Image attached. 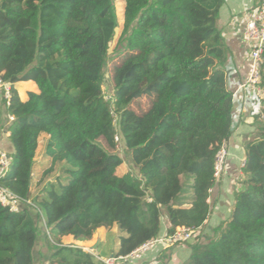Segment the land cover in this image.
Listing matches in <instances>:
<instances>
[{
  "label": "trees",
  "instance_id": "obj_1",
  "mask_svg": "<svg viewBox=\"0 0 264 264\" xmlns=\"http://www.w3.org/2000/svg\"><path fill=\"white\" fill-rule=\"evenodd\" d=\"M124 2V51L107 76L115 0H0V74L12 85L1 114L13 116L0 185L30 201L17 212L0 204V264H33L42 222L48 264H101L60 244V236L91 240L97 228L116 222L125 235L114 255H124L160 235L163 216L166 234L192 228L191 238L178 243L190 249L184 264H264L261 120L257 136L244 142L242 186L233 191L228 217L199 239L220 178L215 154L232 134L229 53L216 26L223 0ZM262 57L264 87V49ZM22 81L37 87L25 101L15 88ZM142 97L149 105L138 111ZM41 135L49 164L39 180L56 166L63 176L30 200ZM121 143L133 170L116 174ZM180 196L187 204L172 206Z\"/></svg>",
  "mask_w": 264,
  "mask_h": 264
},
{
  "label": "crops",
  "instance_id": "obj_2",
  "mask_svg": "<svg viewBox=\"0 0 264 264\" xmlns=\"http://www.w3.org/2000/svg\"><path fill=\"white\" fill-rule=\"evenodd\" d=\"M260 2L261 0H223L216 20V26L222 31L229 53L225 64V67H227L225 72L226 84L229 90L235 94V98L232 107V134L228 140L227 162L217 186L211 192L210 199L208 198L213 204V209L200 228V233L204 239L211 235V229L228 217L233 201V191L242 186L243 173L240 169V161L244 158V142L255 138L258 132L257 125L259 121L264 122V119H259L257 116L258 109L252 107L248 102L246 91L239 89L240 82L247 76L249 71L248 56L241 40L243 17L251 13ZM236 78L238 81H236ZM15 88L22 101L27 99L28 91H37V87L32 81L17 82ZM2 116L3 114L0 112V121ZM6 129L7 125L4 128L0 127V145H2L0 149L10 153L12 146L7 138L8 133ZM45 139L46 135H41L39 144L40 141L44 144ZM38 158H35V169L39 164H49L42 156ZM183 199L184 196L176 197L170 204L174 207L185 206L187 203ZM161 224L159 234H165L167 229L165 216L162 217ZM43 226L44 229L40 232V237L33 250V264H48L50 250L43 241V238L48 235V231L44 222ZM124 235V230L118 229L117 223L113 222L108 227L97 228L91 240L74 239L70 235H63L60 236L59 242L62 245L79 247L86 252L92 253L96 259V254L100 257L115 254L119 237ZM47 237L52 244L58 245L51 237ZM109 240L112 241V251L108 254H103V247ZM189 254L190 249L185 244L168 247L157 246L132 264H184Z\"/></svg>",
  "mask_w": 264,
  "mask_h": 264
},
{
  "label": "built area",
  "instance_id": "obj_3",
  "mask_svg": "<svg viewBox=\"0 0 264 264\" xmlns=\"http://www.w3.org/2000/svg\"><path fill=\"white\" fill-rule=\"evenodd\" d=\"M241 40L245 46L249 60V71L247 76L240 82L239 89L246 91L247 100L252 107L258 109L257 116L259 119H264V87L261 85L260 67L263 61L264 49V0L258 4L256 8L249 14L243 17V25L241 30ZM227 67H225V71ZM236 81L237 78H236ZM12 85L3 80L0 74V112L3 107L9 105L11 97ZM232 92V91H231ZM233 101L235 94L232 92ZM9 121L13 120V116L7 115ZM8 133V132H7ZM118 137L115 135V140ZM228 158V144L223 142L219 150L215 154L213 168L214 176L219 177L224 170ZM9 156L0 149V178L3 177L8 170ZM244 158L240 161V168L244 166ZM30 203L29 200H23L15 195L9 189L0 185V204L9 208L11 211H19L20 206ZM192 228L188 226H178L170 234H160L154 238H150L129 253L124 255H108L100 257L95 255L96 259L101 264H132L140 260L148 251L157 246L168 247L178 243H183L191 238Z\"/></svg>",
  "mask_w": 264,
  "mask_h": 264
},
{
  "label": "rangeland",
  "instance_id": "obj_4",
  "mask_svg": "<svg viewBox=\"0 0 264 264\" xmlns=\"http://www.w3.org/2000/svg\"><path fill=\"white\" fill-rule=\"evenodd\" d=\"M124 5H125L124 0H115V8H116L118 26L115 29L114 37H113V39L110 42L109 47H108L107 69H106V75L107 76H108L110 70L112 69V67L114 66V64H117L120 61L122 54H123V51H124L122 46H121V43H120L121 32H122V28H123ZM103 89H104V91H109V83L107 81H104ZM148 105H149V99L147 97L140 98L138 100V106H139L138 111L146 109ZM0 108H2V106H0ZM1 118L2 119L0 121V127L4 128L6 125H8L9 120L4 115ZM3 133H5V131H3ZM42 144L43 143L40 141V144L38 146V150L36 152L37 158L39 156H41V150L43 147ZM0 146H2V145H0ZM116 152L122 158V163L116 168V171H115L116 174H122L126 171H132L133 166L129 163L127 157L125 156V149H124L123 143L118 145V147L116 148ZM39 160H42V159H39ZM46 165L47 164H45V163L39 164L38 167H36V169L34 170L35 176H34L33 181H32L30 200L31 199L33 200V198L36 197L40 193L41 188L44 184H46L47 182H50V181H54L56 175L60 174L58 166H56V168H54V170L51 173L44 176L42 178V180H39L41 172H43V170H44L43 167H45ZM60 175L63 176V174H60ZM41 220H43V219H41ZM199 239L203 242L205 241L202 234L199 236ZM111 242L112 241L109 240V242L103 247V250H102L103 254H108L112 251V243Z\"/></svg>",
  "mask_w": 264,
  "mask_h": 264
}]
</instances>
